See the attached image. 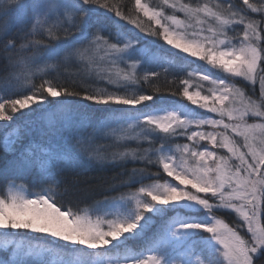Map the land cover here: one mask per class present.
<instances>
[{
	"label": "snow or ice",
	"instance_id": "6c2138e0",
	"mask_svg": "<svg viewBox=\"0 0 264 264\" xmlns=\"http://www.w3.org/2000/svg\"><path fill=\"white\" fill-rule=\"evenodd\" d=\"M242 5L134 0L126 11L125 0H0L10 69L0 76V264H264V0ZM188 57L211 66L187 72L211 87L190 92L183 79L172 95L196 107L145 92L173 60L192 65ZM92 105L108 107L97 116ZM104 138L124 150L102 151ZM129 162L140 166L83 208L95 189L61 179ZM160 169L176 183L161 182Z\"/></svg>",
	"mask_w": 264,
	"mask_h": 264
},
{
	"label": "trees",
	"instance_id": "16d2710c",
	"mask_svg": "<svg viewBox=\"0 0 264 264\" xmlns=\"http://www.w3.org/2000/svg\"><path fill=\"white\" fill-rule=\"evenodd\" d=\"M142 2L149 4L150 6H157L160 4V0H142ZM184 2H188V0H184ZM210 2H216V0H210ZM234 2L237 4V6H242L241 0H234ZM126 3V9L134 3V0H125ZM167 14H171L172 10L171 9H165ZM177 16H179L181 19H184L183 13L177 12ZM118 19V18H117ZM108 25V29L114 30L113 25L111 21L106 22ZM121 24H124L128 29H134V26L127 25L126 21H120ZM193 24L195 25V22L193 21ZM205 27L207 25H204ZM135 32H139L138 30L135 29ZM141 35H144L141 33ZM150 39V37L148 38ZM151 40V39H150ZM170 59H172L170 57ZM190 60V59H188ZM191 61V60H190ZM163 63V61L154 63L151 65L153 69H158L160 65ZM196 63H193L192 65H189L187 61L181 62L177 64L173 60L172 67L169 69V72L167 74L161 73V75L158 78H154V80L150 84H144L143 89L145 90L146 93H151L155 88H160V92L156 93V96L159 98V100H162L163 102L167 104H172V103H180L182 96L180 95H172L173 91H181L183 89V85L180 83L181 80L183 79H189L187 72L191 71L192 68H194ZM167 67V65H165ZM201 66V65H200ZM208 70L207 68H204L201 66V71H206ZM10 71L7 65V60L4 59L3 55L0 54V76L7 74ZM199 79V78H198ZM61 80H63V77H61ZM197 80V79H196ZM199 85L196 81L192 82V85H190V88H195ZM100 86H106L101 82ZM246 92H249L248 89V84L245 82H241V85ZM250 93V92H249ZM257 95V93H256ZM16 98V97H13ZM79 103H84V104H91V102H86V101H79V98H76ZM159 102V101H158ZM151 104L152 102H147ZM108 106L105 105H92L89 111L94 112L97 116L101 115V113L96 112L97 108H105ZM114 107V106H113ZM7 122L0 121V126H3ZM185 138L180 137L175 140V143L182 144L185 140ZM98 144L102 146L101 150L106 151V152H112L116 150H124L123 145H116L112 139L110 138H104L98 141ZM111 147H103V146H109ZM146 146V145H145ZM127 147L129 148H136L137 147V142L136 141H129L127 142ZM6 166V159L5 158H0V169H3ZM140 165H134L133 163L129 162L127 164L126 168H121V167H97L88 170L84 175L76 176L75 173L68 172L66 173L61 179L70 182L73 179H78L80 183V187L82 189H95V191H90V192H85L82 196L83 202L80 204V207H85L87 205H92L96 200L102 199V196L100 195V192L104 188H108L111 184H119L121 181L126 180L127 176L126 175H121V173H124L126 171H130L133 167H139ZM152 172H157V169L153 167L151 169ZM160 176H161V182H163L164 179H167L166 174L163 173L162 169L159 170ZM116 178L113 180V178ZM151 181H145V183H150ZM25 184H27L29 187L35 186L37 189L41 186L39 177H32L29 176L25 181ZM3 186V181L0 180V187ZM135 187H139V185H136ZM135 187L132 189L133 191L135 190ZM129 189L123 188L121 191L127 192ZM118 192H110L109 195H118ZM225 221L229 223L230 225L232 222L235 220L234 215H226L224 217ZM130 244L134 243L132 241L129 242ZM59 244V243H57ZM99 251V250H98ZM2 255V253H0Z\"/></svg>",
	"mask_w": 264,
	"mask_h": 264
},
{
	"label": "rangeland",
	"instance_id": "374dc122",
	"mask_svg": "<svg viewBox=\"0 0 264 264\" xmlns=\"http://www.w3.org/2000/svg\"><path fill=\"white\" fill-rule=\"evenodd\" d=\"M250 2H255V0H250ZM132 4H134V3H132ZM132 4L131 5H129V7H131L132 6ZM241 4H242V0H241ZM243 6V5H242ZM125 10L127 11V9L125 8ZM138 15L140 16V18L142 19V20H144L145 22H148V18L147 17H144L143 16V14L142 13H138ZM253 16H255L256 18H259L258 16H257V14H252ZM132 26V25H131ZM136 30H138V29H136ZM139 31V30H138ZM190 31H191V29H190ZM150 39L151 40H154L155 38H153V37H150ZM156 43L157 44H161V45H164V47H168L166 44H164V42L162 41V40H157L156 41ZM172 51H176L175 49H172ZM180 55L181 56H183V55H185V54H183V53H180ZM188 59H190L191 61H194V63H196V64H198V65H201L202 67H204V68H207V69H210V67L211 66H209V65H207L206 64V62H203V61H199L197 58H193V57H188ZM152 68V67H151ZM214 73H215V70L213 69L212 70ZM199 77L198 76H192V77H189V79H190V81H191V84L190 85H192V82H194V81H196L199 85H201L202 86V95L203 94H207V89L209 88V87H211V85L208 83V82H206V81H201L200 79H198ZM197 79V80H196ZM241 82H243V81H241ZM248 84V83H247ZM241 85V84H240ZM248 89H249V92H251V85L250 84H248ZM189 90H190V92L191 91H195V90H198L197 89V87H195V88H190V86H189ZM182 91V90H181ZM256 93H257V96L259 95V89H258V87L256 88ZM51 99V98H50ZM181 102H182V104H184V105H186L188 108H193V107H196V106H194V105H191V103L189 102V101H187L185 98H183L182 97V99H181ZM227 103V102H226ZM114 107H119V106H115L114 105ZM198 111H200L199 109H197ZM208 115H213V116H215V114H211V113H209ZM215 118H219V117H215ZM225 122L227 123L228 122V120H227V117H225ZM249 122H251V120L249 121ZM8 123V122H7ZM230 135H231V133H229ZM236 139H238V140H240V138L239 137H236ZM185 141L182 143V144H184V143H189L186 139H184ZM201 144H205V145H207V142H200ZM241 143H242V140H241ZM210 149H211V146L210 145H207ZM199 150H203V148H200ZM217 151H218V154H222V155H228V153H227V150L226 149H223V148H220V149H217ZM210 165L212 164V161L211 160H208L207 161ZM165 174V173H164ZM168 179H169V181H171V182H174V183H176L174 180H173V178H171V177H167ZM234 215V214H233ZM235 216V215H234ZM95 218V217H94ZM227 222V221H226ZM30 235H40V234H30ZM49 240H51L52 238H48ZM57 243H59V244H63V242L62 241H60V242H57ZM77 247H80V246H77Z\"/></svg>",
	"mask_w": 264,
	"mask_h": 264
}]
</instances>
